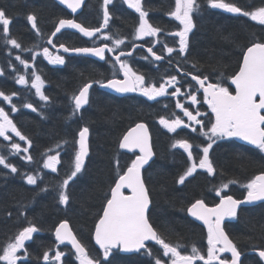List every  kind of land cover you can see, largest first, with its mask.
<instances>
[{
	"label": "snow or ice",
	"instance_id": "obj_1",
	"mask_svg": "<svg viewBox=\"0 0 264 264\" xmlns=\"http://www.w3.org/2000/svg\"><path fill=\"white\" fill-rule=\"evenodd\" d=\"M59 3L70 9L71 13H76L84 4V0H59ZM112 3L113 0H102V23L99 27H86L75 19L60 18L47 43L56 47L51 37H56L63 29L77 30L88 38L97 37L99 33L103 41L110 43H102L101 46L94 47L71 48L61 43L59 48L64 53L91 55L110 62L114 69L113 78L106 81H95L102 88L112 89L117 93L138 92L149 101H157L158 97L166 96L176 98L175 109H178L182 116L173 112L169 117L160 116L158 122L169 133L176 134L178 138H174L170 147L182 149L190 162L183 174L179 176L178 183L180 185L185 184L186 180L196 174L198 169L210 176L217 174V168L210 158V150L219 140L236 137L254 146L260 153H264V40L257 37L255 42L242 49V59L238 62L237 69L228 74L219 68L205 72L202 67H197L196 63L191 64V70L180 66L188 63L186 56L188 36L195 27L194 13L200 14L204 7L221 9L228 13L249 17L251 21L264 25V6L249 11L238 6L232 0H227V2L226 0H174V8L167 15L179 22L177 26L179 30L166 33L174 38L178 37V41L173 40L177 46L170 47L167 42L158 39L164 30L150 23V10L144 7L143 0H123L129 9H133L138 14V26L134 28L133 39L157 38L153 41H146L151 44L147 48V53L151 55V58L155 61L166 59L164 55H157V52L153 51L157 43L161 44L160 51L167 53L169 64L173 63L171 59L173 53L180 58L176 61V72L180 78L178 75H168L163 79V82H149L144 74L133 70L128 59H122V57L132 56V51L120 50L121 46L125 45V38H121L118 31L116 36L104 31L109 28V21L112 18L109 11V5ZM27 20L36 34L40 35L37 16L29 14ZM11 23L12 19L8 15L7 9L0 7V40L5 45H11L12 49L31 51V49H24L12 35ZM136 47L137 45L133 43L132 50L135 51ZM109 53L114 55L107 57L106 54ZM36 55L31 57L33 61L36 60ZM42 55L51 64H65L63 55H53L47 47L43 48ZM143 58L149 59V56L146 55ZM15 59L20 65H23L25 70L35 67L20 55H16ZM2 75H4V71L0 69V76ZM118 76L120 78H117ZM15 82L26 87L30 85V88L35 89V95L41 101L49 100V97L42 91L44 80L36 70L31 71L28 78L25 75H19ZM92 86V82L86 83L78 91V94L72 96L74 107L71 116H75L90 103L89 89ZM182 89L186 90L182 91ZM198 94L202 99H198ZM17 95L16 92L5 94L0 91V98L11 105L9 111L12 113L18 110L17 105L12 102V98ZM181 97L189 101L187 106L181 101ZM201 103L207 105L209 112H201L199 109L190 110L193 105ZM22 106L33 112L37 111V108L31 103H25ZM164 107L167 108V105ZM9 111L0 107V137L5 141H13L10 144L11 155L23 153L25 155H22L21 159L32 162L33 157L27 155L32 141L17 128L10 118ZM202 117H207L208 122L205 123ZM182 129H190L192 133L197 134V138L203 137V140L196 143L195 138L190 140L187 137H180L178 130ZM10 134H14V136ZM14 137H18L28 146L22 148L20 143L14 142ZM61 147V144L56 145V149ZM74 147L72 170L58 185V203L61 205L69 204L70 182H73L82 172L86 158L90 154L88 126H84L78 131ZM118 149L131 154L130 162L121 166L119 158L114 161V177L108 190L104 192L101 214L97 215L94 223L93 238L95 244L99 246L98 254L91 255L73 232L69 221L62 220L54 229L55 244L53 249L43 252L44 264H65L62 258L66 256V252L59 250L61 245L65 248L70 245L69 252L74 249L72 254L79 264H110L109 257L114 250L141 253L149 258V264H198V262H202V264H242V252L226 232L225 222H230L237 217L241 205L264 201V171L252 176L242 185L246 190L243 199H236L226 193L225 190L231 184L238 183L233 179L221 183L218 187H213L212 190L219 198L218 203L209 206L205 199L200 198L187 207V213L197 221H201L207 228L206 252H202L195 244L191 245L189 251L186 245L166 242L165 238L150 223L148 213L152 202L151 193L146 184L143 170L153 159L155 152L148 125L138 122L129 127L119 140ZM48 151L52 152L53 149ZM60 164L61 153L55 151V154L46 155L43 169L56 173L57 166ZM0 166L10 169L11 173L18 172L17 167L9 163L5 155H0ZM24 178L28 185H36L38 179H41L39 175L32 174H25ZM41 191H47V188H42ZM20 215L26 221L27 226L9 237L7 243L0 248V264H18V262L19 264H30L31 254L28 252L26 242L31 241L33 234L40 232L41 229L28 219L23 211ZM154 245L159 246L157 253L153 252ZM53 251L54 254H51ZM252 251L257 253L260 262H264V247L253 245Z\"/></svg>",
	"mask_w": 264,
	"mask_h": 264
},
{
	"label": "trees",
	"instance_id": "obj_2",
	"mask_svg": "<svg viewBox=\"0 0 264 264\" xmlns=\"http://www.w3.org/2000/svg\"><path fill=\"white\" fill-rule=\"evenodd\" d=\"M172 1H145L144 7L150 10V23L167 29V13L173 9ZM256 1L232 0L246 10L250 6H256ZM23 2L27 1H0V7L6 8L12 19L11 31L15 38L29 39L33 36L23 23L26 8H34L38 21L46 29L53 27L60 12L54 4L48 0ZM89 5L95 7L99 2H89L86 8ZM261 6H264V0H260L254 9ZM203 12L205 15L197 22V31L192 40L191 61L205 72L219 68L226 74L231 73L237 69L241 50L255 42L257 37L264 40V26L252 24L243 18L225 16L208 7H204L201 13ZM113 16L111 28L119 34L124 30L134 29L138 23V15L130 10L113 11ZM97 69L91 61L76 58L70 59L63 69L49 68L46 65L37 67L40 74L44 73L47 81L45 95L49 97L48 103L44 108L34 106L37 108L35 112H26L20 106L18 113L13 116L17 128L32 141L27 155H31L33 161L21 159L25 155L21 153L10 161L18 169L16 174L0 168V248L9 237L27 226L20 215L23 211L42 233L29 246V250L34 253H31L30 263H37L41 253L53 249L52 231L62 220H68L80 241L89 250L92 249L91 232L104 202V192L108 190L114 177V161L119 158L121 166L130 162V157L118 153L119 136L136 122L147 123L146 116L150 114V110L141 108L139 101L118 99L102 92L94 93L88 110L79 116H71L72 96L84 84L94 82L93 72ZM24 95L25 93L22 98ZM83 125L89 127L90 156L82 172L70 182V202L62 208L58 203V185L70 172L75 137ZM153 140L156 157L144 174L152 200L150 223L166 242L180 243L188 246V249L195 244L202 251L204 233L186 217L187 205L200 198L205 199L207 204L214 203L215 199L208 193V185H215L219 180L235 179L243 182L264 171V157L233 142L218 144L211 153L217 174L212 179L196 174L185 184L178 186V178L183 169H186L184 157L181 153L170 152L165 136L163 138L155 133ZM57 144L62 147L56 149ZM27 146L22 142V148ZM49 149L61 153V164L56 174L43 169V161L50 153ZM25 174L41 176L36 187H30L24 182ZM42 188H47V191H41ZM226 232L241 252L251 250L253 245L263 247L264 204L240 211L237 222L228 224ZM97 254L96 251L91 252L93 256ZM109 261L110 264H146L139 257L116 254ZM242 264L259 262L253 256H244Z\"/></svg>",
	"mask_w": 264,
	"mask_h": 264
},
{
	"label": "flooded vegetation",
	"instance_id": "obj_3",
	"mask_svg": "<svg viewBox=\"0 0 264 264\" xmlns=\"http://www.w3.org/2000/svg\"><path fill=\"white\" fill-rule=\"evenodd\" d=\"M2 1V0H0ZM27 2H31L34 0H26ZM50 1V0H48ZM97 2L100 3V5H102V0H96ZM27 2H23V4L27 3ZM52 4H54L52 1H50ZM95 3V0H87V3ZM86 3V4H87ZM27 5V4H26ZM55 5V4H54ZM36 6V5H34ZM56 6V5H55ZM92 9L91 10V8ZM88 8H84L81 13V15L79 16V22L82 23L84 26L86 27H99L100 24L102 23V8L101 10H98V6L96 5L94 7V5H92ZM57 7V6H56ZM58 8V7H57ZM34 8H26V10L24 11L26 14L25 18L23 19V23L25 24V26H27V28L29 29V31H31V33H33L31 28V24L30 22L27 20V16L29 14H35V10H33ZM60 10V12L58 13V17H56L55 23L53 25V27L48 30L46 29V27L41 24L38 19H37V26L40 30V34H43L46 38V46L47 48V40L50 37L51 33L54 31L56 24L58 23V20L60 18H67V15H64L63 17V12L60 8H58ZM120 10H130L132 11V9H129L127 7L126 4L123 3V0H113V3L111 5H109V11H110V15L111 17L114 18L113 16V11H117L120 12ZM65 14V13H64ZM196 14H193V20H194V24L195 27L193 28V30L189 33L188 36V51L186 53L187 59H188V63L187 64H181V67H186V68H190L191 64L194 63L191 61L190 58V49L192 47V40H193V36L195 35L197 29H196ZM113 22V20H112ZM178 21H175V19L173 17H170V19L168 20V29H164V32L161 33V35L158 37V39H160L161 41L167 42L168 46L170 47H176L177 45L173 43V40L178 41V37H172L170 35H166L167 33L170 32H174L179 30L178 29ZM12 26V23L11 25ZM104 31L111 33L113 36L114 35V31L111 29H105ZM121 34H123L125 37V45L121 46L120 50H123L125 52H129L132 49V45L133 43L135 45L139 44L140 46H142L143 48H138L135 51H132V56L131 57H122V59H128V62L130 64V66L133 68L134 71H139V74H144L146 77V80H148L149 82H163V79L167 78L168 75H178V78H180L179 74L176 72V67H177V63L176 61L179 60L180 58L176 56L175 53H173L171 59L173 60L172 64H169L168 62V58H167V53L166 52H161V44L157 43L155 45V47L153 48V51L157 52V55H164L166 57V59L162 60L161 62H157V61H153L150 57V54L147 53V48L149 46H151L150 43H146V41H153L157 38H149V37H145L144 40H134L133 36L130 37V32L129 30H124L123 32H121ZM19 35V34H18ZM15 37V35H13ZM18 40V42H20L22 45H25L26 47L29 46L30 44H35V38L33 36H31L29 39H25L24 38H16ZM55 45H60L61 43H64L66 46L68 47H94V46H101L102 43H110L108 41H103L102 40V36L101 34H97V37L94 38H90V39H85L82 38L80 36H77L75 34L69 33V32H64L59 34L54 42ZM26 47L23 46L24 49H27ZM45 46H40L39 48H36L34 50V54H38L36 55L37 58L41 61V62H47V58H45L44 56H42V54L40 53V51L43 50ZM50 51V49H49ZM29 52V51H27ZM114 54H106L107 57H111ZM149 56V59H144V56ZM92 63L95 64L96 67H98L97 71H94V78L95 80H103L106 81L107 79H111L113 78V75H111L112 72H114V69L112 68V65L110 62H105L103 61L102 63H99L95 60L91 61ZM198 67V65H197ZM188 70H191L188 69ZM151 71V72H150ZM152 76V77H151ZM117 78H120L119 76ZM186 89H182V91H185ZM169 91H171V89H169ZM92 92V96L90 98V103H89V108H90V104L92 102V98L94 93L99 92L101 93V91L98 90V86H94L91 90ZM103 93V92H102ZM110 96V95H108ZM113 97V96H110ZM118 99H131V100H135V101H139V104L141 108H144L146 110H150V114L146 116L147 118V125L151 131V134H153L152 136V140L155 137V133L158 134L160 137L164 136L166 137V141L170 138V139H174V138H178L176 137V134L173 133H169L167 131V129H165L162 125L159 124V117L160 116H165V117H169L171 116V114L173 112H175L178 115L182 116V113H180V111L178 109H175V99L173 97L170 96H166V97H158L157 101H149L146 97H143L140 93L137 92V96L133 97V98H128V97H124V98H118ZM182 102H184L187 106V104L189 103V101H187L185 98L181 97L180 98ZM198 99H202V97L198 94ZM167 105V108H165L164 106ZM89 108H86L85 110H88ZM193 109H199L201 112H209L207 105L206 104H197V105H193L192 108L190 110ZM83 110V112L85 111ZM81 111V113H83ZM205 120V123L208 122V118L207 117H202ZM186 119V118H185ZM179 136L180 137H187L190 140H193L195 138V141L200 143L203 140V137H199L197 138V134L196 133H192L190 129H182V130H178ZM187 135V136H186ZM154 141V140H153ZM169 144V143H167ZM120 155L126 156V157H130L131 155H127L124 153H119ZM205 176V175H204ZM206 177V176H205ZM30 264H37L36 262L33 261V263Z\"/></svg>",
	"mask_w": 264,
	"mask_h": 264
},
{
	"label": "water",
	"instance_id": "obj_4",
	"mask_svg": "<svg viewBox=\"0 0 264 264\" xmlns=\"http://www.w3.org/2000/svg\"><path fill=\"white\" fill-rule=\"evenodd\" d=\"M53 1H55L60 7H62L63 9H65V10H66V11H67L72 17H75V16H77V15L82 11L83 5L85 4V1H86V0H84V4L81 6L80 9L77 10L76 13H71V10H70V9H67V7H66L65 5L60 4V3H59V0H53ZM216 10H219V11H222V12H225V13H228V12H226V11H224V10H221V9H216ZM64 30L71 31V32H74V33H77V34L83 36L81 33H79L77 30H74V29H63L62 31H64ZM83 37H84V36H83ZM86 38H88V37H86ZM57 51H59V52H61V53H63V54H67L68 56H83V57H88V58H91V59L100 60L98 57H94V56H91V55L77 54V53H71V52H70V53H64L63 50L60 49V48H58ZM100 61H101V60H100ZM90 89H91V88H90ZM90 89H89V90H90ZM100 89H101L102 91H105V92H107V93H109V94H112V95H114V96H117V97L129 96V95H133V94H134V93H117V92H115V91L112 90V89L102 88V87H100ZM234 139H235L238 143H240V144H243V145H246V146H249V147H254V146H252V145H249L247 142L240 140L239 138L234 137ZM121 151H122V152H125V150H121ZM125 153H126V152H125ZM87 158H88V157H87ZM87 158H86V159H87ZM152 160H153V159H152ZM152 160L149 161V164L145 166V169H144V170H146V169L148 168V166L151 164ZM85 162H86V161H85ZM144 170H143V171H144ZM263 202H264V201H256V202H253V203H251V204H244V205H241V206H242V207H252V206H256V205H258V204H260V203H263ZM187 215H188V217H189L190 220H192L193 222L197 223L198 225L204 227V228L207 230V228L203 225V223H202L201 221H197L195 218L191 217L190 214H188V213H187ZM54 237H55V236H54ZM94 244H95V241H94ZM95 245H96V244H95ZM96 246L99 248L98 245H96ZM68 247L71 248L70 245H68ZM72 251L74 252V249H73ZM120 252H121V254H126V255H127V254H133V253H136V252H123V251H120ZM251 253H255V254H257L256 252H251ZM229 255H230V254H229Z\"/></svg>",
	"mask_w": 264,
	"mask_h": 264
},
{
	"label": "bare ground",
	"instance_id": "obj_5",
	"mask_svg": "<svg viewBox=\"0 0 264 264\" xmlns=\"http://www.w3.org/2000/svg\"><path fill=\"white\" fill-rule=\"evenodd\" d=\"M212 23V22H211ZM199 26V25H198ZM123 31V30H122ZM34 42H36V41H34ZM29 46H32V44H30L29 43ZM0 50L2 51V53H3V49L1 48V46H0ZM151 72V71H150ZM152 77V76H151ZM82 124V123H81ZM90 133V132H89ZM187 136V135H186ZM156 139H159V138H156ZM160 140V139H159ZM167 142V141H166ZM157 143H158V141H157ZM63 162V161H62ZM67 168V167H66ZM63 173V172H62ZM71 186V185H70ZM43 206V205H42ZM62 206H65V205H62Z\"/></svg>",
	"mask_w": 264,
	"mask_h": 264
},
{
	"label": "rangeland",
	"instance_id": "obj_6",
	"mask_svg": "<svg viewBox=\"0 0 264 264\" xmlns=\"http://www.w3.org/2000/svg\"><path fill=\"white\" fill-rule=\"evenodd\" d=\"M250 19V18H249ZM53 55H56V54H53ZM43 56V55H42ZM18 64H19V62L18 61H16ZM20 65V64H19ZM23 66V65H22ZM43 89V88H42ZM37 98L39 99V97L37 96ZM225 139H228V138H225ZM52 154H55V152H53ZM51 154V155H52ZM73 165V164H72ZM53 254H54V252H53Z\"/></svg>",
	"mask_w": 264,
	"mask_h": 264
}]
</instances>
